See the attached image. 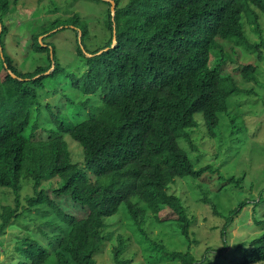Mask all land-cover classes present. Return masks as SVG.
Listing matches in <instances>:
<instances>
[{"label":"trees","instance_id":"trees-1","mask_svg":"<svg viewBox=\"0 0 264 264\" xmlns=\"http://www.w3.org/2000/svg\"><path fill=\"white\" fill-rule=\"evenodd\" d=\"M101 1L108 3L103 45L91 43L78 13L42 20L24 45L28 69L5 46L10 3L0 0V191L12 196V204L0 198V238L16 229L10 247L0 241V264H144L124 258V235L110 240L109 220L120 215L145 244L150 264H264V188L223 214L212 193L241 189L245 176L219 172L223 184L211 186L203 174L216 169L196 168L188 155L199 150L201 123L210 136L200 134L206 149L224 144L229 129L230 136L247 129H234L238 116L229 100L250 94L237 82L258 74L254 54L264 40L251 42L246 24L261 31L264 0ZM65 29L76 33V53L63 63L48 38ZM226 43L254 59L242 61ZM35 54L46 56L38 61ZM260 141L255 146L264 149ZM185 179L219 217L211 227L219 239L200 258L191 251L196 216L189 197L188 205L175 189ZM25 182L32 194L22 197ZM249 206L246 233L241 218ZM150 216L175 229L187 249L150 238Z\"/></svg>","mask_w":264,"mask_h":264},{"label":"rangeland","instance_id":"rangeland-1","mask_svg":"<svg viewBox=\"0 0 264 264\" xmlns=\"http://www.w3.org/2000/svg\"><path fill=\"white\" fill-rule=\"evenodd\" d=\"M129 0H122L121 6L128 3ZM10 12L6 15L5 23L8 27V31L5 35V46L8 51L12 54L15 62H19L22 58L24 65L29 69L30 57L25 58L24 48L25 42L30 39V34L34 31L36 25L44 20H53L56 17H67L74 13H78L83 20L88 24L90 30L91 43L99 47L104 44L106 35L104 37V22L107 18L108 3L101 0H9ZM54 7H57L54 11ZM248 30V37L251 42L261 43L264 40V23H261V31L255 32L253 30L254 25L246 24ZM22 27V28H21ZM29 31L28 37L27 33ZM55 35L49 36L48 41L53 43L57 47V53L60 60L65 63L67 60H71L74 57L76 33L71 29H65ZM27 37V39H26ZM234 46V50L231 47ZM261 51L255 52L256 62L259 64L258 74L253 79H245L242 82H237L238 86L243 89L251 90L250 94H240L237 96H231V100L234 101L235 105L230 107L237 114L236 125L234 129L238 127H244L243 132H237L235 130L234 135L230 136L231 130L227 131L225 136L224 144L214 145L212 149L203 146L202 141L210 136L207 134L206 126L201 123L196 142L199 143V150L188 151L189 157L195 164V167H203L205 165H212L216 171H206L203 177H210L212 179L211 186L217 187L222 183L219 172L225 178H229L231 175L245 176V180L242 183V188L237 189L236 187L230 189L226 193H215L212 195L217 197L219 209L223 214H227L229 208L234 207L240 200L253 195V198H257L258 192L264 188V149L255 144H260L261 138H264V44ZM16 48L17 54H14L11 49ZM236 48V49H235ZM225 49L230 54H236V56L242 61H249L254 59V55L245 53L239 46L234 43H226ZM217 50H213L212 56L217 57ZM45 54H35V60L40 61L45 59ZM232 59L233 57L229 55ZM218 60V58H216ZM214 61L211 65L218 63ZM212 62V60H211ZM26 69V70H28ZM25 70V71H26ZM224 72H226L224 70ZM228 73V72H227ZM235 79L240 81V78L235 75ZM231 110V109H229ZM263 116V118H262ZM198 121L201 122V116H196ZM262 118V119H261ZM232 124H229V126ZM254 125V126H253ZM231 127V126H230ZM256 130L258 137H251L250 133ZM202 134L203 138L200 136ZM254 138V139H252ZM259 138V139H258ZM212 141V140H211ZM183 144V143H182ZM214 144V143H211ZM199 159V160H198ZM198 160V161H197ZM218 170V171H217ZM194 182L190 183V180L185 179L184 182H179L175 189L177 193L182 197L186 204V197H189L191 210L196 216V224L192 228L191 238L197 240V242L191 244V251L196 253L197 257H201L207 246L216 244L219 239L218 231L213 233L211 227L219 220V217L213 214L210 205L201 203L198 201L199 191L196 189ZM198 187V182H195ZM184 186V188H183ZM207 187V185H205ZM254 189V190H253ZM253 190V191H252ZM243 191H245L244 194ZM186 192V193H185ZM32 187L30 183L25 182L22 189L21 195H31ZM228 194L227 197L224 195ZM6 196V203L12 204V196L4 195L0 191V198ZM189 205V204H188ZM252 206L243 209L242 218L246 219L245 232H250V226L253 224L251 219ZM2 206L0 204V212ZM121 212V211H120ZM119 212V213H120ZM240 220V221H241ZM111 223L106 231L111 232L110 240L116 244L117 239L120 235L125 236L127 241V250L125 251L124 258H131L135 256L137 261H142L144 264H150L148 262L149 251L143 250L144 243L140 241V237L132 233L131 227H128L122 216H116L109 220ZM239 221V223H240ZM252 221V222H251ZM30 222V223H29ZM29 225L32 226V222L29 221ZM256 225V224H254ZM33 227V226H32ZM240 227V225H238ZM242 227V226H241ZM12 230V231H11ZM145 231L148 233L150 238L160 242H164L168 248H176L179 250H186L188 245L181 238L175 229L170 225H159L156 224L153 219L148 217L145 224ZM238 234V229L236 230ZM256 229H253L252 234ZM16 229H7V234L0 238V241H5L3 247H10L7 245V239L10 238V233H15ZM215 234V235H213ZM213 235V238H212ZM214 244V245H215ZM221 245V242H219ZM1 247V246H0ZM2 251V249L0 248ZM0 258H6L3 252L0 253ZM220 260V259H217Z\"/></svg>","mask_w":264,"mask_h":264},{"label":"water","instance_id":"water-1","mask_svg":"<svg viewBox=\"0 0 264 264\" xmlns=\"http://www.w3.org/2000/svg\"><path fill=\"white\" fill-rule=\"evenodd\" d=\"M115 9V3L112 1V10ZM114 13V12H113ZM81 36V32L79 33V37ZM116 38H114L115 41ZM40 40H42V36L40 37ZM52 54V53H51ZM53 56V55H52Z\"/></svg>","mask_w":264,"mask_h":264},{"label":"clouds","instance_id":"clouds-1","mask_svg":"<svg viewBox=\"0 0 264 264\" xmlns=\"http://www.w3.org/2000/svg\"><path fill=\"white\" fill-rule=\"evenodd\" d=\"M43 40V39H42ZM42 40H40V41H42ZM114 42H116V39H115V41Z\"/></svg>","mask_w":264,"mask_h":264}]
</instances>
